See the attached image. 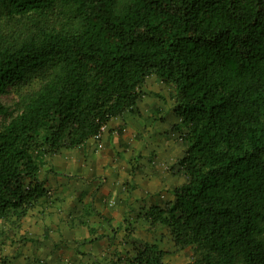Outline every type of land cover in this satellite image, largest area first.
Listing matches in <instances>:
<instances>
[{
	"label": "trees",
	"instance_id": "trees-1",
	"mask_svg": "<svg viewBox=\"0 0 264 264\" xmlns=\"http://www.w3.org/2000/svg\"><path fill=\"white\" fill-rule=\"evenodd\" d=\"M56 7L63 26L0 45V96L38 79L15 115L0 104V219L47 195L45 154L138 114L155 76L180 121L186 181L144 216L199 251L187 264H264V0H0L12 18ZM132 246L129 264H167L157 244Z\"/></svg>",
	"mask_w": 264,
	"mask_h": 264
},
{
	"label": "crops",
	"instance_id": "crops-1",
	"mask_svg": "<svg viewBox=\"0 0 264 264\" xmlns=\"http://www.w3.org/2000/svg\"><path fill=\"white\" fill-rule=\"evenodd\" d=\"M145 82L138 114L112 119L102 130L101 149L92 138L78 149L43 156L38 179L48 193L20 219L14 216L13 224L0 219V237L6 239L2 229L8 236L0 238V260L129 264L133 243H155L164 251L174 247L167 228L151 224L144 214L150 206L172 203L174 189L186 181L175 166L184 146L171 130L180 121L168 89L159 95V85Z\"/></svg>",
	"mask_w": 264,
	"mask_h": 264
},
{
	"label": "rangeland",
	"instance_id": "rangeland-1",
	"mask_svg": "<svg viewBox=\"0 0 264 264\" xmlns=\"http://www.w3.org/2000/svg\"><path fill=\"white\" fill-rule=\"evenodd\" d=\"M67 8L56 7L53 11L47 12V14H31L22 17L12 18L9 16L6 11L0 10V45L5 44L9 46H17L23 40L30 38H37L41 29L49 28H60L64 24V19H67L68 12ZM147 83L145 82L146 87L148 84L151 86L159 85L160 93L165 89V87H160L159 79L155 76H149ZM32 79L28 84L12 86L7 90L6 94L0 96V104L4 106L9 113V116L15 115L18 111V103L21 97L29 93L33 88L36 87L38 81ZM33 81V82H32ZM167 88V87H166ZM153 92V91H152ZM169 92V91H168ZM151 94V93H149ZM144 96V93H143ZM169 99V98H168ZM170 100V99H169ZM162 101V100H161ZM163 108V107H162ZM165 113L168 114L166 120L169 117V113L165 110ZM165 114L162 113L159 119V123H164L163 118ZM4 118H0L2 123ZM159 132V131H158ZM14 215L10 214L3 220L8 223H12ZM14 222V221H13ZM1 224V223H0ZM13 224V223H12ZM2 234L5 235L6 239L8 238L6 231L1 230ZM1 239L4 237L1 236ZM5 239V238H4ZM5 239V240H6ZM16 240V239H15ZM12 238L10 242H15ZM8 246V242H6ZM166 251V250H165ZM200 255L199 251H196L194 248H185L183 250L176 249L175 247H167L166 254L164 256V262L167 264H187L195 260ZM7 257V256H5ZM4 264H12L11 261L7 260Z\"/></svg>",
	"mask_w": 264,
	"mask_h": 264
},
{
	"label": "built area",
	"instance_id": "built-area-1",
	"mask_svg": "<svg viewBox=\"0 0 264 264\" xmlns=\"http://www.w3.org/2000/svg\"><path fill=\"white\" fill-rule=\"evenodd\" d=\"M103 128H101L100 132L96 136H94V138H93L95 140V142L97 143V145H96L97 149H101L102 148L101 136H102Z\"/></svg>",
	"mask_w": 264,
	"mask_h": 264
}]
</instances>
